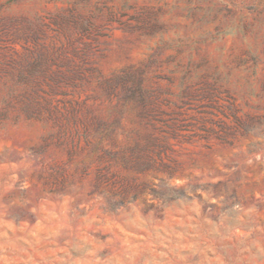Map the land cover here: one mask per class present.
Listing matches in <instances>:
<instances>
[{"label":"rangeland","instance_id":"1","mask_svg":"<svg viewBox=\"0 0 264 264\" xmlns=\"http://www.w3.org/2000/svg\"><path fill=\"white\" fill-rule=\"evenodd\" d=\"M0 264H264V0H0Z\"/></svg>","mask_w":264,"mask_h":264}]
</instances>
